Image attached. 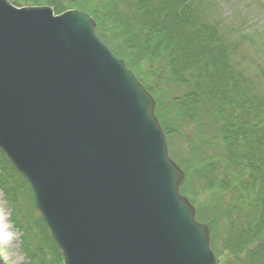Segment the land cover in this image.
<instances>
[{"label": "water", "instance_id": "95a60500", "mask_svg": "<svg viewBox=\"0 0 264 264\" xmlns=\"http://www.w3.org/2000/svg\"><path fill=\"white\" fill-rule=\"evenodd\" d=\"M95 27L0 0V152L63 264H217L156 101Z\"/></svg>", "mask_w": 264, "mask_h": 264}, {"label": "trees", "instance_id": "16d2710c", "mask_svg": "<svg viewBox=\"0 0 264 264\" xmlns=\"http://www.w3.org/2000/svg\"><path fill=\"white\" fill-rule=\"evenodd\" d=\"M9 1L48 5L56 14L79 7L94 18L99 39L154 97L168 146L173 135L189 134L190 155L178 162L186 173L181 193L195 207L199 188L210 196L196 217L208 225L215 255L227 254L231 264H264L263 35L244 18L207 21L211 0H100L98 10V0L80 6L69 0L71 7L63 0ZM103 23L110 37L100 31ZM248 65L257 70L252 77ZM0 189L12 205L26 194L37 212L30 186L1 153ZM12 223L22 231L21 222ZM34 223L40 238L26 243V229L20 264H62L41 217Z\"/></svg>", "mask_w": 264, "mask_h": 264}, {"label": "rangeland", "instance_id": "374dc122", "mask_svg": "<svg viewBox=\"0 0 264 264\" xmlns=\"http://www.w3.org/2000/svg\"><path fill=\"white\" fill-rule=\"evenodd\" d=\"M95 2L96 9L98 10L100 7V0ZM84 3L85 0H76V4L78 6L83 5ZM62 4L63 7L72 6L69 0H63ZM210 4L213 5V10L208 12V19L206 18L207 21L221 22V20H223V23L226 24V22L232 21L235 18H244L247 22L248 29L258 31L259 34L263 35L264 37V0H211ZM92 5L95 7L94 3H92ZM68 10L80 9L78 7L77 9L73 8ZM224 24L222 26H224ZM102 30L105 32L104 35L110 37L111 34L110 32L108 33L110 28L108 27L107 23H103V28L100 31ZM262 59L263 60L260 61V64L264 69V58ZM256 71V68L252 66L248 65L245 67V73L248 76H254ZM188 137L189 134L182 131V137H179L178 135H173L170 139L169 145L171 146V148L168 146L169 153L172 158H174L177 164L178 162H184L190 155L191 149L185 140ZM198 185L200 186V184ZM199 186H197L196 188H199ZM193 199L194 201H196L195 203L198 204L196 207H206V205L210 203V196L205 193L204 190L200 191V188L198 194L196 195V197H193ZM209 214L210 213L207 212V216ZM38 216H40L39 213L35 212L32 209V204L30 203V199L27 197L26 194L20 195L18 198V202L12 205L9 203L7 198L4 196L3 191L0 189V224L5 221L4 223L9 229V234L10 236H12L11 241L0 244V264H20L25 260V256L21 246L22 236L24 233H26V229L29 228L27 229V235H25L24 237L26 243H30L29 241L33 235L40 238L39 231L37 230L34 223V220H37ZM196 219L199 222L201 221L200 217H196ZM12 222H21L23 224L22 231L19 230L16 226H14ZM226 257H228L227 254L223 257H217V264H231Z\"/></svg>", "mask_w": 264, "mask_h": 264}, {"label": "bare ground", "instance_id": "6f19581e", "mask_svg": "<svg viewBox=\"0 0 264 264\" xmlns=\"http://www.w3.org/2000/svg\"><path fill=\"white\" fill-rule=\"evenodd\" d=\"M4 222L0 224V244L4 242H9L12 239V236H10L8 231L9 229L8 227H6Z\"/></svg>", "mask_w": 264, "mask_h": 264}]
</instances>
